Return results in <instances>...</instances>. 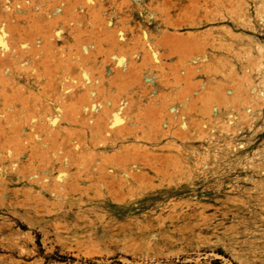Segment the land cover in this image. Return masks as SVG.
<instances>
[{
  "label": "rangeland",
  "instance_id": "374dc122",
  "mask_svg": "<svg viewBox=\"0 0 264 264\" xmlns=\"http://www.w3.org/2000/svg\"><path fill=\"white\" fill-rule=\"evenodd\" d=\"M0 264H264V0H0Z\"/></svg>",
  "mask_w": 264,
  "mask_h": 264
}]
</instances>
